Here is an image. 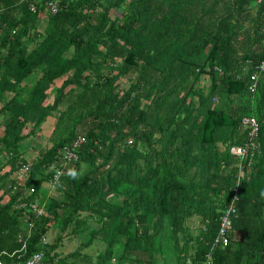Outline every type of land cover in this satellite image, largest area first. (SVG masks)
I'll list each match as a JSON object with an SVG mask.
<instances>
[{"label":"trees","instance_id":"trees-1","mask_svg":"<svg viewBox=\"0 0 264 264\" xmlns=\"http://www.w3.org/2000/svg\"><path fill=\"white\" fill-rule=\"evenodd\" d=\"M262 62L264 0H0V262L264 264Z\"/></svg>","mask_w":264,"mask_h":264},{"label":"built area","instance_id":"built-area-1","mask_svg":"<svg viewBox=\"0 0 264 264\" xmlns=\"http://www.w3.org/2000/svg\"><path fill=\"white\" fill-rule=\"evenodd\" d=\"M49 8L51 11H55L56 6L54 3H51L49 5ZM256 69L258 70V72L254 73L250 78L251 79V85H250L249 89L251 91H253L255 89L256 82L258 79V73H264V62L260 63ZM241 124L243 126V129L247 132V136H248L249 141H247V144L244 147L239 146V147L231 148V153L234 156L242 157V159L245 158L247 155L250 157H253L256 150L258 149L255 141H253V139L257 135L258 124H257L256 120L252 117L243 118ZM81 143H83V139L79 138L74 143H72V148H68L69 146H65L64 147V154H65L64 158L71 159V160L76 159L75 158L76 153L74 152V149L80 147ZM25 171H26V167H23V169H21V171H19V173L17 174V180H22V177H23L22 174ZM60 173L61 172L58 171L57 174H55V175L59 176ZM238 174H239V176L237 178V184H239V182L241 181V178H242L241 171ZM236 189H237V187L234 189V193H235L234 199L231 201L229 207L226 210H223V212L221 213V215L219 217V225H218V229H217V234L215 236V244L216 245H221L224 247L228 244L229 237H230V234L232 232V224L238 217L237 209L233 205L236 198H237ZM31 208L34 212L37 213V215H41L43 213L42 208L38 207L37 205H32ZM28 236H29V233H28ZM21 251L22 252L27 251V244L25 242H23V244H22ZM44 259H45L44 258V247L42 246L39 251L32 253L23 262H21V263L19 262L17 264H44ZM0 264H5V263L0 262ZM187 264H191L190 259L187 260Z\"/></svg>","mask_w":264,"mask_h":264},{"label":"rangeland","instance_id":"rangeland-1","mask_svg":"<svg viewBox=\"0 0 264 264\" xmlns=\"http://www.w3.org/2000/svg\"><path fill=\"white\" fill-rule=\"evenodd\" d=\"M42 26H44V23H42ZM34 79V75L32 76ZM51 123H52V120L50 119V122H48L44 127H43V131H44V134H46V137L44 136H38V138H35L33 141H30L29 144L30 146L29 147H25L28 149V151H31L33 153H31L30 155L34 154L35 151H32V149L30 150L29 148L34 146L39 149V148H45V147H48L50 144L48 142V138L47 136L50 134L51 132ZM48 126V127H47ZM39 145V148L37 147ZM35 155V154H34ZM33 157V156H32ZM18 183H21L20 180H17ZM194 225H195V221L194 220H191L190 223H189V227L190 228H194ZM52 231V230H51ZM51 233L53 232H50L49 233V238H50V241L51 239H53L56 231H54L53 235L51 236ZM194 234H195V231H194ZM48 238V239H49ZM88 240V234L87 235H79L77 237H65L63 240H62V243L60 244V249H59V252L62 253V254H69V253H72L74 250H76V248L80 245V244H83V242L87 241ZM104 247H105V243L103 242H94L93 246L91 248H89L87 250L88 253L90 254H95L97 253L98 251H101V250H104ZM113 263H115V261H113Z\"/></svg>","mask_w":264,"mask_h":264}]
</instances>
